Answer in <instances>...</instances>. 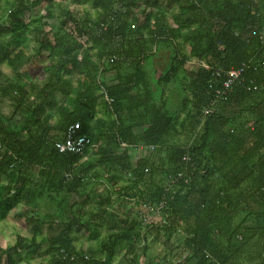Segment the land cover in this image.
I'll list each match as a JSON object with an SVG mask.
<instances>
[{
	"label": "trees",
	"instance_id": "16d2710c",
	"mask_svg": "<svg viewBox=\"0 0 264 264\" xmlns=\"http://www.w3.org/2000/svg\"><path fill=\"white\" fill-rule=\"evenodd\" d=\"M0 3V219L27 207L33 232L0 264H138L147 232L164 254L146 264H264V0ZM74 123L89 144L59 153ZM105 171L115 190L95 195ZM79 231L95 245L77 248Z\"/></svg>",
	"mask_w": 264,
	"mask_h": 264
},
{
	"label": "rangeland",
	"instance_id": "374dc122",
	"mask_svg": "<svg viewBox=\"0 0 264 264\" xmlns=\"http://www.w3.org/2000/svg\"><path fill=\"white\" fill-rule=\"evenodd\" d=\"M81 7L87 8L91 12V14L94 15L93 9L91 8L90 5H87L85 3H81ZM140 8H141V6L137 5L136 8L133 10V12L138 13ZM4 9H5V5L3 3H0V13ZM39 13L41 15L45 14V12L41 9H40ZM24 20L26 21L27 18H25ZM44 21H46L49 24L53 22L52 19H48V18H45ZM45 29H47V28H45ZM25 44L28 45L30 52H31L33 50L32 41L27 40ZM167 55L168 54L166 51H163V52L160 51L159 56L154 60L155 67H156L158 72H161V70H162V68L166 62ZM42 61L43 60L37 61L38 65L36 67L31 66V68L28 69L30 76L34 77V80L37 82L42 81V79L45 77L43 74V71H42V67H40ZM0 71L2 74L6 75V76H10V74H11L10 68L6 64H2L0 66ZM25 81H26V83H29V79H26ZM185 141H187V143L190 142L189 139H185ZM138 154H140V151L138 152ZM26 210H27V207H24L21 205L17 206L12 211H10V213L5 217V219H0V247L1 248H5L8 245H13L14 242L16 241L17 235L26 238V237H29L33 233L31 230L30 223H28L23 218L17 217V214H19V213L24 214V213H26L25 212ZM136 210H141L142 212L145 211L144 215L147 214L146 209L144 208L143 205H136V206H134V208L131 212V215L133 217L135 216L134 211H136ZM148 217H149V219H148L149 221L152 218L157 220V217L154 216L153 214L148 215ZM85 234L81 231L74 234L75 238H76L75 244H76L77 248L84 250L88 246H94L95 245V238H89V236L87 234L86 235ZM143 236H144L143 238H145V243L147 244L146 245L147 250L143 254L140 252V250L138 251V253H139L138 264H146V262L149 261L150 256L157 255L159 257L162 254H164V251L161 248L160 243H157L155 241H151L150 238H152V234H148V232H147V233L143 234ZM14 260L16 262L15 264H26L24 261V255L22 252H20V254L17 257L14 255ZM40 261H42V264H47V260L40 259ZM35 262H36V260L32 261V264H34ZM2 264H5V262ZM113 264H126V263H125V261H123L121 259V255H118V257L114 260Z\"/></svg>",
	"mask_w": 264,
	"mask_h": 264
},
{
	"label": "built area",
	"instance_id": "2783aa9c",
	"mask_svg": "<svg viewBox=\"0 0 264 264\" xmlns=\"http://www.w3.org/2000/svg\"><path fill=\"white\" fill-rule=\"evenodd\" d=\"M242 73V69L233 70L230 69L226 72V81L223 86L226 89H229L231 85L236 82ZM100 93L103 95L104 100L107 103L111 102V99L106 95L105 91L101 88ZM79 128L78 123L69 125L64 133L63 140L55 143V148L59 153H73L81 154L84 148L89 144V140L82 136H77L76 131ZM185 159V158H184Z\"/></svg>",
	"mask_w": 264,
	"mask_h": 264
},
{
	"label": "crops",
	"instance_id": "0c3cea01",
	"mask_svg": "<svg viewBox=\"0 0 264 264\" xmlns=\"http://www.w3.org/2000/svg\"><path fill=\"white\" fill-rule=\"evenodd\" d=\"M30 68H31V67H29V69H30ZM113 77H114V76H113L112 73H111V74L106 73V79H107V80H111ZM30 78H31V79H30ZM26 79L34 80L33 77H31L30 75H29V78H26ZM134 133H135V134H139V133H140V128H136V129L134 130ZM89 156H90V152L84 156V160L88 159ZM139 156H140V155L138 154V151H136V153H135L133 159L136 160V158L139 157ZM105 172H106V173L103 172L102 175H101V178H100V181H99V184H101V185H100L98 191H97L96 193H94L95 195H97V194H104V195H106V194H109V193H108L109 191H111V190H115L114 188H109L110 184H109V186H108V185H106L107 182H104V181H103V180H105V179L107 180L108 178L111 177V175L109 174V173H110L109 171H105ZM125 182H127V178H126L124 175H120V176L118 177V179L116 180L115 186L113 185V183H111V185L114 186V187H117V186L123 185ZM107 186H108V187H107ZM105 191H106V192L108 191V192L106 193ZM102 192H103V193H102ZM77 202H80V200L77 199ZM98 204H102L101 201H100V199H98V198H97V199H93V200L89 201L88 204H86V205L84 206V210H89V209H91V210H95V209L97 208ZM102 207H103V208L106 207V209H108V207H107L106 204L102 205ZM109 210H110V209H109Z\"/></svg>",
	"mask_w": 264,
	"mask_h": 264
}]
</instances>
